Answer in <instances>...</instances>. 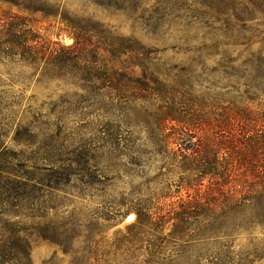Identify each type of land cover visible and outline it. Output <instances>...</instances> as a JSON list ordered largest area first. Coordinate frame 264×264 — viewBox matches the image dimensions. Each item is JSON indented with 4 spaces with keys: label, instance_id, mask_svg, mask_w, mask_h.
<instances>
[{
    "label": "rangeland",
    "instance_id": "obj_1",
    "mask_svg": "<svg viewBox=\"0 0 264 264\" xmlns=\"http://www.w3.org/2000/svg\"><path fill=\"white\" fill-rule=\"evenodd\" d=\"M205 12L199 0H0V21L24 19L47 49L72 48L78 37L103 55L116 38L149 51L152 61L170 72L195 67L198 49L210 45L214 32L207 16H199ZM219 60L211 55L203 62L211 70ZM74 72L31 66L0 53V166L6 168L0 186L13 193L8 199L0 195V252L8 249L7 264L140 262L144 259L130 255L138 245L127 233L136 222L130 211L137 204L133 190L144 195L175 180L146 147L143 156L132 155L129 134L118 125L130 121L134 111L145 118L142 102L122 104L116 93L83 81L91 76ZM138 132L136 145H143L148 132ZM56 172L64 176L58 184ZM27 180L43 187L38 193L25 187L28 196L19 198L16 184ZM51 184L54 190L44 189ZM20 240L28 242L29 253L15 261ZM218 243L227 246L219 251L228 252L233 264H264L262 227ZM209 247L202 250L205 255L217 252Z\"/></svg>",
    "mask_w": 264,
    "mask_h": 264
},
{
    "label": "trees",
    "instance_id": "obj_2",
    "mask_svg": "<svg viewBox=\"0 0 264 264\" xmlns=\"http://www.w3.org/2000/svg\"><path fill=\"white\" fill-rule=\"evenodd\" d=\"M199 3L206 11L199 16H207L214 35L210 45L198 49L195 67L173 72L162 71L151 53L135 43L115 38L102 55L99 47L77 37L72 48L47 49L24 19L0 21L3 56L91 76L83 81L116 93L120 103L144 105L145 118L134 111L130 121L118 125L129 134L132 155L143 156L146 147L175 180L144 195L139 188L133 190L137 204L130 211L136 222L127 233L138 247L130 255L144 260L123 264H196L195 259L197 264H233L228 252L219 251L227 246L218 241L248 227L264 228V0ZM116 41L120 43L115 46ZM108 53L110 59L104 56ZM211 55L220 60L207 70L203 61ZM141 128L148 132L145 144L136 145ZM5 170L0 166V174ZM63 178L54 173V184ZM16 185L19 198L28 196L25 187L33 193L43 187L32 180ZM52 186L44 189L54 190ZM1 192L6 199L13 195L6 185L0 186ZM17 245L21 251L13 260L27 259L28 242ZM209 246L217 252L205 255L202 250ZM4 252L0 264H7Z\"/></svg>",
    "mask_w": 264,
    "mask_h": 264
}]
</instances>
